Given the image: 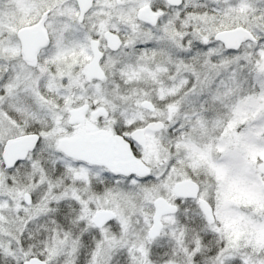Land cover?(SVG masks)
I'll list each match as a JSON object with an SVG mask.
<instances>
[{
    "label": "snow or ice",
    "instance_id": "obj_1",
    "mask_svg": "<svg viewBox=\"0 0 264 264\" xmlns=\"http://www.w3.org/2000/svg\"><path fill=\"white\" fill-rule=\"evenodd\" d=\"M0 264H264V0H0Z\"/></svg>",
    "mask_w": 264,
    "mask_h": 264
}]
</instances>
